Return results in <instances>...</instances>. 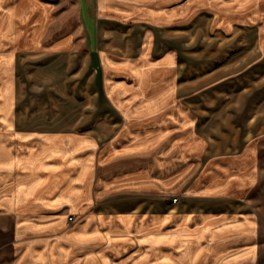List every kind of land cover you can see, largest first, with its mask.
<instances>
[{"label":"crops","instance_id":"1","mask_svg":"<svg viewBox=\"0 0 264 264\" xmlns=\"http://www.w3.org/2000/svg\"><path fill=\"white\" fill-rule=\"evenodd\" d=\"M263 1L0 0V264H264Z\"/></svg>","mask_w":264,"mask_h":264},{"label":"rangeland","instance_id":"2","mask_svg":"<svg viewBox=\"0 0 264 264\" xmlns=\"http://www.w3.org/2000/svg\"><path fill=\"white\" fill-rule=\"evenodd\" d=\"M257 12H260V15L262 17H260L259 20H263L264 21V1L262 2V4H260V7L258 9H256ZM83 20L85 22L86 17L83 16ZM23 60V59H22ZM25 61L26 64H21L20 65V73H19V79H20V93H18L19 99H20V106L21 107H25L27 105H32L36 102L37 98H35L36 92L34 91L32 85L34 86L35 83H42V81L44 79H46V74H48V76H51V78H53V76H59L58 74V67H56L55 71L51 72L49 74V72H44L43 70V60L41 57L38 58H30L28 60H23ZM46 69V68H45ZM50 71V70H49ZM80 72H78V80H80L82 77L81 74H79ZM0 77H1V73H0ZM4 80V79H3ZM3 80L0 79V97L5 95V87L3 85ZM85 81V80H84ZM84 81H83V89L80 90L78 89V117H82V119L78 120V124L79 123H83V126L85 127V125H87L88 123H90V120H85L86 118H84L87 114V112H89L91 110V104L90 103H82L80 100V95H86L87 93H90V88H88V85L90 83V80L87 81V86L84 87ZM42 87H40V91L39 93L41 94L42 92ZM7 91H9V89H7ZM8 93V92H7ZM81 95V96H82ZM4 97V96H3ZM59 97L57 96L56 99H58ZM1 99V98H0ZM85 101V100H84ZM38 107L36 106V111H43L46 108V104L43 102V96L42 94L39 96L38 98ZM2 105H0V111H1V107ZM30 108V107H28ZM176 197L179 199V196L176 195ZM168 197H163V201L167 202L168 201ZM167 205V204H166ZM73 217V219L75 220L77 217L75 215H70ZM82 216H78V221H80V219H82ZM168 221L164 220V226H166V223ZM172 223V222H171ZM171 223H168L171 225ZM167 224V225H168ZM169 225V226H170ZM171 227H168L166 229H164V231L166 230H170ZM164 235H167L164 233ZM164 237H168V236H164Z\"/></svg>","mask_w":264,"mask_h":264},{"label":"built area","instance_id":"3","mask_svg":"<svg viewBox=\"0 0 264 264\" xmlns=\"http://www.w3.org/2000/svg\"><path fill=\"white\" fill-rule=\"evenodd\" d=\"M177 201H178V198L176 196H174V197L169 198L167 202L170 203V204H174ZM72 221H74L73 217L72 216H69L68 217V223H70Z\"/></svg>","mask_w":264,"mask_h":264}]
</instances>
